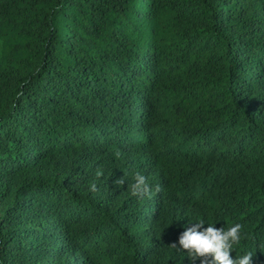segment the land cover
Returning a JSON list of instances; mask_svg holds the SVG:
<instances>
[{"label":"trees","instance_id":"trees-1","mask_svg":"<svg viewBox=\"0 0 264 264\" xmlns=\"http://www.w3.org/2000/svg\"><path fill=\"white\" fill-rule=\"evenodd\" d=\"M201 221L264 264V0H0V264H191Z\"/></svg>","mask_w":264,"mask_h":264},{"label":"clouds","instance_id":"clouds-1","mask_svg":"<svg viewBox=\"0 0 264 264\" xmlns=\"http://www.w3.org/2000/svg\"><path fill=\"white\" fill-rule=\"evenodd\" d=\"M134 181L130 186V194L133 197L143 198L150 193V187L144 175L135 173ZM117 183L123 184L124 180L120 179ZM89 190L95 191L96 184L92 183ZM190 225L185 227L178 241L169 246L172 249L185 250L191 264H195L197 260L199 264H251L253 257L251 252L239 259H233L230 256L232 244L240 242L241 224L237 223L226 231L222 227L215 228L212 224L204 228L202 221Z\"/></svg>","mask_w":264,"mask_h":264}]
</instances>
